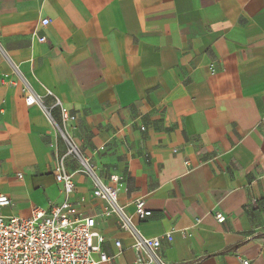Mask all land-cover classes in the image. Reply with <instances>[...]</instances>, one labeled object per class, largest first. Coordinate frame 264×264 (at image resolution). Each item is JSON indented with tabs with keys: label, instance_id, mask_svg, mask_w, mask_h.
Instances as JSON below:
<instances>
[{
	"label": "crops",
	"instance_id": "0c3cea01",
	"mask_svg": "<svg viewBox=\"0 0 264 264\" xmlns=\"http://www.w3.org/2000/svg\"><path fill=\"white\" fill-rule=\"evenodd\" d=\"M27 87L105 183L121 176L127 212L145 200L139 229L161 237L168 263L264 264V0H0L7 217L65 200L53 176L64 144ZM75 181L71 201L96 218L104 264H135L133 236L100 216L90 177Z\"/></svg>",
	"mask_w": 264,
	"mask_h": 264
},
{
	"label": "built area",
	"instance_id": "2783aa9c",
	"mask_svg": "<svg viewBox=\"0 0 264 264\" xmlns=\"http://www.w3.org/2000/svg\"><path fill=\"white\" fill-rule=\"evenodd\" d=\"M50 23L49 18L41 21L43 27ZM34 35L40 42L47 40L38 30L34 31ZM27 92L26 104L29 106L37 104L51 124L60 129L68 142L67 153L61 158L58 157L53 172L56 182L62 187L65 200L60 205L36 206L29 217L16 215L7 217L2 210L11 205V199L0 193V264H104L110 260L109 255L102 250L104 236L96 229V218L83 215L78 205L71 201L77 187L75 181L77 173L90 177L94 197L104 203L100 216L103 219L116 217L120 227L133 236L135 264H170L160 253L161 237L145 236L139 229V223L152 215V211L146 207L145 200L142 197L137 198L134 201V213L127 212L119 202L121 176L112 174L111 182L105 183L97 174L92 159L81 152L63 126V130L59 127L60 123L54 119L43 98L30 87H27ZM59 104L58 102L56 106ZM61 116L64 122L70 118L62 106ZM69 156H73L80 163V167L73 172H69L65 165V159ZM19 177L22 175L19 174ZM134 217L139 222H135ZM215 217L219 223L226 220V215L221 212L216 213ZM164 237L172 241V233H166ZM116 245L120 247V241H116ZM243 264H249V261L243 260Z\"/></svg>",
	"mask_w": 264,
	"mask_h": 264
},
{
	"label": "rangeland",
	"instance_id": "374dc122",
	"mask_svg": "<svg viewBox=\"0 0 264 264\" xmlns=\"http://www.w3.org/2000/svg\"><path fill=\"white\" fill-rule=\"evenodd\" d=\"M59 127L62 129V125H61V124H59ZM54 128H55L56 131L58 132L59 138H60V140L63 142V144H64V148H65V149L63 150V152H60L59 155H58V157L61 158V157H62L63 155H65V154L67 153V151H68V142H67L66 139L64 138V136H63V134L61 133L60 129H59L57 126H55V125H54ZM62 130H63V129H62ZM67 159H72V162L75 163V164L77 165V168L80 167V163H79L77 160H75V159L73 158V156H69V157H67V158L65 159V165H66Z\"/></svg>",
	"mask_w": 264,
	"mask_h": 264
}]
</instances>
